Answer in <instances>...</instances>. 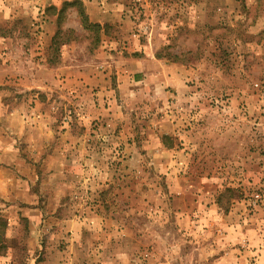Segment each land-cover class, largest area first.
I'll return each instance as SVG.
<instances>
[{
  "label": "rangeland",
  "instance_id": "1",
  "mask_svg": "<svg viewBox=\"0 0 264 264\" xmlns=\"http://www.w3.org/2000/svg\"><path fill=\"white\" fill-rule=\"evenodd\" d=\"M0 264H264V0H0Z\"/></svg>",
  "mask_w": 264,
  "mask_h": 264
}]
</instances>
